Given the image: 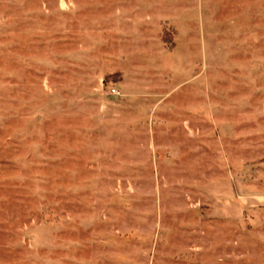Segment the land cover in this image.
<instances>
[{
	"label": "rangeland",
	"instance_id": "obj_1",
	"mask_svg": "<svg viewBox=\"0 0 264 264\" xmlns=\"http://www.w3.org/2000/svg\"><path fill=\"white\" fill-rule=\"evenodd\" d=\"M263 156L264 0H0V264H264Z\"/></svg>",
	"mask_w": 264,
	"mask_h": 264
},
{
	"label": "crops",
	"instance_id": "obj_2",
	"mask_svg": "<svg viewBox=\"0 0 264 264\" xmlns=\"http://www.w3.org/2000/svg\"><path fill=\"white\" fill-rule=\"evenodd\" d=\"M258 165H254L253 171V180L252 192H249L246 189L245 184H247L244 180V177L238 176V184H237V195L238 198L248 199V203H252V206L258 208L259 210H264V156L256 160ZM257 171H260V176L258 177ZM245 208V207H244Z\"/></svg>",
	"mask_w": 264,
	"mask_h": 264
},
{
	"label": "built area",
	"instance_id": "obj_3",
	"mask_svg": "<svg viewBox=\"0 0 264 264\" xmlns=\"http://www.w3.org/2000/svg\"><path fill=\"white\" fill-rule=\"evenodd\" d=\"M111 92H112L113 94H119V92L117 91V89H111Z\"/></svg>",
	"mask_w": 264,
	"mask_h": 264
}]
</instances>
